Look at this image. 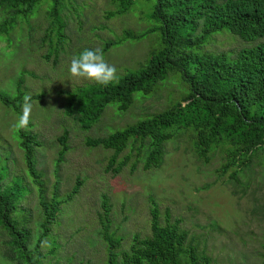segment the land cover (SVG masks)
Here are the masks:
<instances>
[{"label": "rangeland", "instance_id": "obj_1", "mask_svg": "<svg viewBox=\"0 0 264 264\" xmlns=\"http://www.w3.org/2000/svg\"><path fill=\"white\" fill-rule=\"evenodd\" d=\"M62 5L58 12L64 24L60 47L49 30L48 1L40 2L27 19L18 18L7 35L0 36V94L13 98L18 83L20 87L12 106L16 110L0 102V186L8 191L15 185L22 193L11 218L27 230L30 248L44 219L18 146L20 130L12 127L22 114L26 94L32 97L33 110L22 132L36 137L33 158L41 175V196L48 204L52 198L60 201L54 218L44 225L45 237L37 247L40 264H105L107 245L101 238L102 227L117 240L114 250L119 255L129 249L134 236L149 237L152 209L160 225L177 222L186 233V245L208 257L210 264H264V147L252 158L249 171L238 170L236 179H231L236 167L220 170L226 160V145L213 149L204 161L195 155L193 133L188 130L164 143L158 166L144 169L142 149L136 152V147L128 145L111 167L123 161L120 170L107 171L112 151L87 147L85 141L105 137L168 108L179 100L181 86L168 81L146 99L135 100L127 111L109 106L88 129L80 127L66 113L63 92L95 82L71 76L72 56L84 49L102 48L105 40H118L103 54L117 68L119 77L138 68L158 47L157 35L124 40V32L135 36L151 27L143 2L122 15L114 14L112 0H64ZM2 18L0 13V22ZM257 43H264V37L244 43L222 32L209 36L202 50L233 54ZM77 182L76 192L68 199ZM102 197L109 207L106 214ZM7 240L0 226V264H17L6 259ZM34 258L37 256L31 255L28 264Z\"/></svg>", "mask_w": 264, "mask_h": 264}, {"label": "trees", "instance_id": "obj_2", "mask_svg": "<svg viewBox=\"0 0 264 264\" xmlns=\"http://www.w3.org/2000/svg\"><path fill=\"white\" fill-rule=\"evenodd\" d=\"M44 1L49 3L50 33H54L56 44L60 47L64 24L58 12L64 0H0L3 16L0 36H6L18 18L27 19L32 10ZM112 1L116 15H122L138 2H143L149 10L145 17L151 27L135 36L124 32V40H138L155 33L158 47L146 56L138 68L126 71L107 86L94 83L63 92L66 113L80 127L88 129L107 107L125 112L135 100L146 99L168 81L178 82L181 90L179 100L168 108L105 137L88 139L85 145L111 150L106 170L113 173L120 170L123 162L111 168L114 159L128 145L136 147V152L142 149L143 168L148 169L160 164L165 142L176 134L191 130L192 147L198 158L207 161L209 152L226 145V160L220 170L225 172L230 167H236L237 170L230 174L231 179H236L238 170L240 173L249 171L252 158L264 147V43L241 47L233 54L206 52L202 50V45L209 36L222 32L244 43L262 39L264 0ZM48 42L51 44L50 39ZM119 42L105 40L101 49L105 52ZM55 51V48L51 49L52 53ZM19 88L18 83V93L13 98L0 94V102L12 107L19 97ZM18 137L26 173L37 189L44 224H41L42 231L34 247L30 248L27 230L11 218L16 202L22 196L14 185L8 191L0 186V226L8 237L6 259L9 262L28 264L31 255H35L37 258L31 264H40L37 247L45 237L44 225L54 218L60 201L52 198L48 204L41 196V175L36 171L33 158V146H37L35 135L20 130ZM60 140L63 142L64 137ZM78 184L72 188L68 199L76 192ZM102 208L106 214L109 207L105 197H102ZM177 225V222L167 221L160 225L155 210H150L149 237L139 239L134 236L129 249L119 255L115 251L117 240L107 235L106 227H102L101 238L107 245L105 264H210L208 257L186 245V233Z\"/></svg>", "mask_w": 264, "mask_h": 264}, {"label": "clouds", "instance_id": "obj_3", "mask_svg": "<svg viewBox=\"0 0 264 264\" xmlns=\"http://www.w3.org/2000/svg\"><path fill=\"white\" fill-rule=\"evenodd\" d=\"M69 72L74 78L94 81L102 86H107L118 79L117 68L105 59L101 48L84 49L79 55H73ZM32 110V97L26 94L23 97L22 114L12 127L16 130L26 129Z\"/></svg>", "mask_w": 264, "mask_h": 264}]
</instances>
